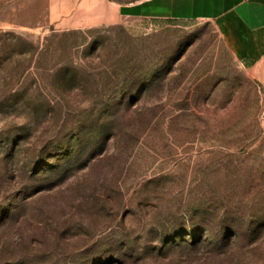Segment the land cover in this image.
Wrapping results in <instances>:
<instances>
[{"label": "rangeland", "instance_id": "rangeland-1", "mask_svg": "<svg viewBox=\"0 0 264 264\" xmlns=\"http://www.w3.org/2000/svg\"><path fill=\"white\" fill-rule=\"evenodd\" d=\"M96 5L0 0V264H264V75Z\"/></svg>", "mask_w": 264, "mask_h": 264}, {"label": "crops", "instance_id": "crops-1", "mask_svg": "<svg viewBox=\"0 0 264 264\" xmlns=\"http://www.w3.org/2000/svg\"><path fill=\"white\" fill-rule=\"evenodd\" d=\"M91 1L97 4L96 20L91 24L118 17L211 22L241 67L250 74L264 75V0Z\"/></svg>", "mask_w": 264, "mask_h": 264}]
</instances>
